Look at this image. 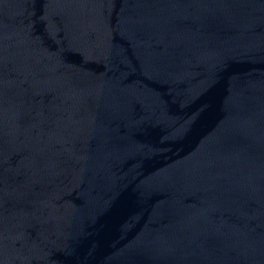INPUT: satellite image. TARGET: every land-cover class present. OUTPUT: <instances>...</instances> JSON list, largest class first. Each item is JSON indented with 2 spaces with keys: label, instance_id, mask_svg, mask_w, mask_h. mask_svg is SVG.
Returning a JSON list of instances; mask_svg holds the SVG:
<instances>
[{
  "label": "water",
  "instance_id": "95a60500",
  "mask_svg": "<svg viewBox=\"0 0 264 264\" xmlns=\"http://www.w3.org/2000/svg\"><path fill=\"white\" fill-rule=\"evenodd\" d=\"M0 264H264V0H0Z\"/></svg>",
  "mask_w": 264,
  "mask_h": 264
}]
</instances>
